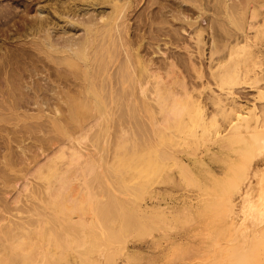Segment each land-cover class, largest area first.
<instances>
[{
    "label": "rangeland",
    "instance_id": "374dc122",
    "mask_svg": "<svg viewBox=\"0 0 264 264\" xmlns=\"http://www.w3.org/2000/svg\"><path fill=\"white\" fill-rule=\"evenodd\" d=\"M35 1L0 0V55L6 52L12 62L20 49L31 48L9 37L34 14L27 8ZM128 1L134 8L126 24L134 35L156 5ZM9 11L16 16L7 20ZM163 26L176 35L171 24ZM257 30L250 32L251 44L264 48V27ZM169 39L139 42L147 44L142 62L151 71L136 76L127 63L132 58L134 69L135 56L126 57L119 42L100 53L97 66L111 70L97 82L112 102L103 114L94 108L78 112L85 132L79 123L62 121L67 134L80 138L75 145L83 159L71 161L73 144L48 119L18 121L0 109V264H264V127L251 117V124L239 127L242 137L237 127L220 135L232 118L222 109L235 95L264 121V60L258 67L253 53L242 51L234 85L224 92L211 77L209 45ZM251 64L260 71L253 73ZM74 71L68 74L73 83ZM227 92L232 98L226 100ZM96 130H108L103 143L96 142ZM21 223H28V233ZM15 226L19 231L10 237Z\"/></svg>",
    "mask_w": 264,
    "mask_h": 264
},
{
    "label": "bare ground",
    "instance_id": "6f19581e",
    "mask_svg": "<svg viewBox=\"0 0 264 264\" xmlns=\"http://www.w3.org/2000/svg\"><path fill=\"white\" fill-rule=\"evenodd\" d=\"M152 2L153 5H156L155 10L151 11L152 17L150 18L149 22L140 21L137 24V28L135 29L136 31L133 32L134 35L130 34L131 27L126 24V22L131 18L130 15L133 13L131 11L134 8L133 1L37 0L35 2H32V5L30 7L28 6L29 8H27V12L29 13V16L32 11H34V14L30 16L28 20L26 19V23L24 24V26H22L21 29L17 30L15 33H13V36L9 37L12 39V41L20 42V44L22 43L24 46L30 45L31 48L20 49L22 51L20 52V54L22 53V55L18 54L19 58L17 57V60L15 59L16 56L13 57V60H16L15 62H12V60H10L11 58H6V56H4L7 55L5 54L6 52H2L4 53V55H0V61L2 62L0 64V109L9 111V115L15 117L18 121H21L23 119L34 121L36 119H48L50 124L51 122L53 123V125L51 124L49 126H54L55 130L59 131V133H63L67 137L68 142H70L71 145L73 144V147L71 148L72 150L70 149L71 151H73L70 156L71 161H73L72 159L75 160L76 158L83 159L86 154H84V151L82 152L80 149L76 148L77 144L75 145V143L79 142L80 138L77 139V135V137L73 136L75 138L71 137V132L70 135L67 134L65 132V127L62 125V121L67 120L69 122L68 124L71 123L75 125L76 123H79L81 125L79 121L80 118L78 112L80 110L82 111V109L87 108H94L102 114L105 113L104 110L106 109V107H108L107 105H110L109 103H111L112 100L109 103V100L106 102L105 98H107V95L105 96V98H103L104 94L103 91H101V87L99 85L100 83L98 84L97 80L98 78H101L104 73L108 72L111 69H109V67L106 65L98 67L97 62H101L99 58L100 53L105 50L110 51V44H115V41L117 43H120V48H123V52L125 51V53L128 55L126 57L129 58V55L131 54V52H133V55L136 58V66L134 65L133 69L132 63L134 62L132 61L134 60H132V58H129L130 61L127 59V63L131 62L128 63L131 65L129 66V73H133L132 75L135 76L137 72L140 74L143 71H151L150 69L146 70V66H144L142 62V47L147 53L149 50L147 48V44L146 47L145 44H139V42L141 43L142 40H144L145 42L151 41L152 43V41L154 40L161 41L164 40V38L166 37L167 39L170 38L169 40H167L168 42H172L174 40L177 43H186L187 41L191 40L193 42H196V44L201 45V47L202 44L206 46L209 45V54L207 55V59L211 61V64H209L212 70L214 69L211 77H214L212 79L216 80L217 87L223 90L224 92L227 87H229V85L231 84V81H233L232 78H234V76L237 74L236 72L239 73L240 68L239 70L237 69L239 65L237 66V63H235V59H238L236 57L240 56V53H242V51L246 52V50H250L253 53L251 61H254L253 57L256 58L255 61L257 60V63L255 61L254 62L257 65L260 64L261 60H264V48L259 46L257 47L256 44L252 45L251 41L254 37H251L250 35L251 31L264 27V0H152ZM96 6H99L100 8L102 6L104 7H102V10L100 9L99 12L93 10V8H96ZM146 8H144V10ZM13 15L15 14L9 11L6 13L4 18L8 20ZM147 16L148 15H146V17ZM260 18H262L261 22L263 20V23H261V25H259ZM160 24H171V26L174 27L173 31H175L176 35L170 36L169 34L171 32L170 30H168L169 28H166L164 26L158 27V25L160 26ZM179 30H183V32L185 33H183L182 31L180 32ZM188 31H192L193 35H190L192 34L190 33L189 37L186 36V32ZM162 37L163 39H161ZM136 44L139 45L138 48H136L137 52L135 51ZM132 46L134 47V51L136 53H134ZM253 47L255 48V50H252ZM221 49L224 50V54L214 59V56H216V54L219 53ZM223 50L221 52H223ZM202 56L205 57L206 55ZM245 56H247V54ZM214 62H216L215 65H213ZM254 62L253 64H255ZM252 66L254 67H248L250 68V70L254 69V71H252L253 73H258V71H255V68L257 69V66ZM258 67L260 66L258 65ZM6 68H9L11 70L7 71ZM249 68H245L246 73L247 71L251 72ZM74 69L77 70V72L74 71L75 83L70 80L72 78H68V74H71ZM243 72L244 71H242V73ZM131 74L129 75L131 76ZM127 75L128 74H126L125 77ZM149 75L152 77V74ZM154 77L156 78L157 75L154 74L153 78ZM103 80H100V82ZM70 81L74 85H70ZM125 81H127V79ZM231 85L234 84L232 83ZM231 94L232 93L227 92V96H224L226 97V100L232 98V96L230 97ZM235 97L233 99H230L231 103V100H233V104H230L228 100L229 106L225 104L224 108L222 109L227 113L228 116H232V118L231 120H229V125L227 126L228 129L226 128L227 130H225L224 132H220V135L224 136V133L226 131L229 132L231 130L234 132V129H236V127L239 128L241 127L240 125H246L247 123L249 124L252 121H248L249 119H251V117L259 120L257 122H260L261 125L258 123L260 127H264V121L261 122L259 116L257 117L258 114L255 115V109L252 108L248 110L242 104L239 105L240 103L235 100ZM236 101L237 103H235ZM221 102L223 101L219 98L218 103L222 104ZM199 109L200 114H203V112H205L206 110L201 107ZM95 116H97L98 118L100 117L98 115ZM46 120L45 122L47 123ZM225 120L226 119L223 118L222 121L225 122ZM262 120H264V117ZM98 123L96 124L98 125ZM248 124L244 126L247 127ZM255 127L258 128V125H255ZM84 129L85 128H83L82 130L85 132L86 129ZM239 130L240 128L237 132L238 135L241 136L243 131L239 132ZM97 133L99 132L97 131ZM107 133L108 130H104L102 133H99L100 135L98 134L99 136L96 139V142L99 144L101 142L103 143L102 140L107 137ZM97 145L98 144H96V147ZM61 154L63 155L64 153ZM62 155H60L61 158H63ZM71 161H68L69 165L72 164ZM8 166L9 165H7L6 167ZM40 220L41 219L34 221L37 223V225L36 223L33 224V222L32 224L37 227ZM28 223L25 224L27 225ZM22 224L23 223H21L19 226H21ZM24 225H22L23 227H21L25 229L26 233V230L28 229ZM17 226H15L12 230L14 231L15 229V234L11 231L13 233V236L9 231L11 236L5 233V237H14L16 235V232L19 231L17 229L19 226ZM21 227L19 228L21 229ZM23 232L24 231H22L20 235H22ZM1 260L0 262H2Z\"/></svg>",
    "mask_w": 264,
    "mask_h": 264
}]
</instances>
